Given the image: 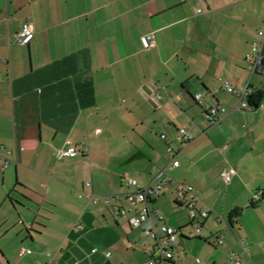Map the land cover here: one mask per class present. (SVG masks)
Listing matches in <instances>:
<instances>
[{
    "label": "crops",
    "instance_id": "crops-1",
    "mask_svg": "<svg viewBox=\"0 0 264 264\" xmlns=\"http://www.w3.org/2000/svg\"><path fill=\"white\" fill-rule=\"evenodd\" d=\"M26 23L35 36L22 46ZM262 29L264 0H0V149L11 151L0 170V264L148 261V225L130 223L145 205L129 180L163 186L149 206L180 232L171 264H231L244 249V264H264V200L251 207L264 191V100L239 109L224 86L264 91L246 61ZM198 93L226 109L219 124ZM181 128L194 138L184 147ZM187 183L210 211L200 234L176 200Z\"/></svg>",
    "mask_w": 264,
    "mask_h": 264
},
{
    "label": "built area",
    "instance_id": "built-area-1",
    "mask_svg": "<svg viewBox=\"0 0 264 264\" xmlns=\"http://www.w3.org/2000/svg\"><path fill=\"white\" fill-rule=\"evenodd\" d=\"M185 1V0H182ZM204 9H200L199 13H205ZM35 32L31 23H26L18 36L19 44L22 46L29 45L34 39ZM258 39L254 40L252 44V50L246 55V61L248 64V69L251 74L262 73L264 74V53H263V43H264V29L257 32ZM143 43L146 48H152L154 46V37L153 35H147L143 38ZM225 89L237 97L240 98L238 105L239 109L252 111V108L248 103V96H250L254 90L245 89L243 91H238L234 89L230 84H225ZM218 92L215 90L214 93ZM157 97L160 99L161 96L157 94ZM203 93H198L194 96V100L200 104L202 107L203 113L206 117L207 122L210 125L219 124L222 121L223 115L226 113V109L220 103H203ZM261 103L259 107H262ZM162 139H167L165 135L162 136ZM193 136L187 131L186 128H181L178 131V134L175 137V141L181 146L184 147L190 142L193 141ZM168 152L171 157V168H176L179 166V161L177 160L178 152L169 147ZM90 148L86 146L83 149V154H89ZM79 152L77 151H66L59 150L56 153L58 159L63 158H73L77 156ZM11 151L0 149V170L8 168L11 163ZM237 177V171L234 167H229L222 173V179L226 185L232 183V181ZM128 185L135 187L137 189V199L139 202L145 205L144 209L139 211L130 219V223L135 228H140L144 224H147L148 227L144 230V234L153 241L152 255L148 261L143 264H171L174 259V248L178 245L179 240V230L167 223L165 215L150 208L149 204L152 199L158 198L161 196L163 191V186L161 184H154L148 187H143L136 180H129ZM87 186H91V183H88ZM259 196L255 200H259ZM176 200L179 205L184 207L188 213L189 225L194 229L196 234H200L203 229L204 221L209 217L210 211L203 208L200 205V199L196 194L195 188L192 185L182 184L176 193ZM112 201H121L119 196L108 197L107 202ZM121 215H127L128 212L124 209L119 210ZM224 240V235H220L218 238V244L222 245ZM97 249L93 251L96 253ZM31 254V251H23L22 254ZM247 253L244 249L242 254L233 253L230 257L231 264H244L243 259L244 255ZM104 256L107 259H110L111 253L105 252Z\"/></svg>",
    "mask_w": 264,
    "mask_h": 264
},
{
    "label": "trees",
    "instance_id": "trees-1",
    "mask_svg": "<svg viewBox=\"0 0 264 264\" xmlns=\"http://www.w3.org/2000/svg\"><path fill=\"white\" fill-rule=\"evenodd\" d=\"M263 100H264V91L261 90H254V92L250 96H248V103L254 109L258 108L259 105L263 102ZM262 200H264V191L262 193V197L259 200L252 201L251 207H257ZM241 216H242V209H235L230 214V220L233 223L234 219H238Z\"/></svg>",
    "mask_w": 264,
    "mask_h": 264
},
{
    "label": "rangeland",
    "instance_id": "rangeland-1",
    "mask_svg": "<svg viewBox=\"0 0 264 264\" xmlns=\"http://www.w3.org/2000/svg\"><path fill=\"white\" fill-rule=\"evenodd\" d=\"M188 185H191V184H189V183H187ZM184 212V210H181V212L180 213H183ZM169 214V216H170V214L171 213H168ZM169 218V217H168ZM25 250H27L28 251V249H25ZM32 252V251H31Z\"/></svg>",
    "mask_w": 264,
    "mask_h": 264
}]
</instances>
